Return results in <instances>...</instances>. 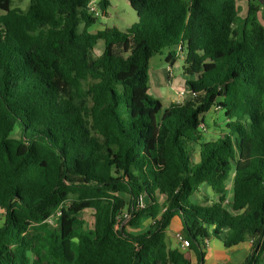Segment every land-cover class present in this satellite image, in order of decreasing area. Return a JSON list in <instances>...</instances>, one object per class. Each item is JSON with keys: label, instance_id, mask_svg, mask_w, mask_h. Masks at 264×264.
I'll list each match as a JSON object with an SVG mask.
<instances>
[{"label": "trees", "instance_id": "1", "mask_svg": "<svg viewBox=\"0 0 264 264\" xmlns=\"http://www.w3.org/2000/svg\"><path fill=\"white\" fill-rule=\"evenodd\" d=\"M91 1L0 0V264H190L167 245L176 216L200 263L223 237L252 241L243 264H264L260 6L248 0L242 18L238 0H128L138 20L126 33L91 34ZM179 47L187 101L164 108L148 95L149 65ZM212 110L223 123L209 140ZM203 184L210 205L192 201Z\"/></svg>", "mask_w": 264, "mask_h": 264}, {"label": "rangeland", "instance_id": "2", "mask_svg": "<svg viewBox=\"0 0 264 264\" xmlns=\"http://www.w3.org/2000/svg\"><path fill=\"white\" fill-rule=\"evenodd\" d=\"M101 9L105 11V16L103 19L98 20L95 24L92 25V27L89 28V33L93 34V32L103 31L106 29L109 30H116L120 33H126L127 30L137 22V14L132 9L130 3L128 0H108L107 7H104V5H101L102 0H95ZM246 1L247 0H240L238 2L239 5V15L241 17H244L246 14ZM30 0H14L13 7L20 8L21 10H26L29 6ZM101 3V4H100ZM84 30V25L80 26V31ZM103 51V43L100 42L99 45L95 49V54L100 55ZM168 50H165L162 54L156 55L153 57L150 61L149 65V91L148 95L150 97H153L156 100H159L162 104V106L165 108L163 102L158 98L157 92L163 91V86H159L161 84H164L166 87L169 86L167 75H171L172 82L174 84H177L178 80H183L184 77L182 75V69L184 66V57L181 56V54H177L176 64L172 66L171 72H168L169 63L166 61V57L168 55ZM184 54H186V51L184 50ZM171 73V74H169ZM166 90V89H165ZM212 116L210 117V114L206 115V123H209L210 120L213 118H216L219 122V126L222 125L223 121V115L222 113L218 115V111L212 112ZM14 137H17V134H15ZM232 181V180H230ZM228 182V189L227 194L231 193L233 191V183ZM227 199V197H226ZM217 200V199H216ZM76 201L74 200H68L60 207H57L54 212L52 213L51 217L48 220V223L53 227H58V220L59 216L61 215V210L65 209L67 210L72 206V203ZM224 204V203H223ZM224 207L228 208L227 205L224 204ZM94 214L95 211L89 209L84 210L80 214V218L86 223L87 227H93L94 223ZM4 219V212L0 209V221H3ZM127 223V222H126ZM149 227V224L144 223L143 227L135 231L137 234L143 233L146 231V229Z\"/></svg>", "mask_w": 264, "mask_h": 264}, {"label": "crops", "instance_id": "3", "mask_svg": "<svg viewBox=\"0 0 264 264\" xmlns=\"http://www.w3.org/2000/svg\"><path fill=\"white\" fill-rule=\"evenodd\" d=\"M239 1L240 0H238V2ZM106 2L108 3V0H106ZM255 3L256 5L260 6V11L257 16L259 22L264 27V5L261 3L260 0H255ZM246 7H247L246 9V13H247L248 0L246 1ZM94 33L96 32H93V34ZM181 56H183L185 59L186 54H184V49ZM176 57L173 58L170 62H167L169 63V67H170L168 69V72H171L172 66L176 64V59H177ZM182 75H183V69H182ZM167 80H168L167 84H169V86L166 87L164 84H161L159 86H163V91L155 93L157 94L158 98H160V100L163 102L165 108H169L172 104L186 103L187 97L180 96V93L182 91H185L186 79L184 78L183 80H178L177 84H174L171 81L172 80L171 75H167ZM212 112H215V110H212L209 113L210 117L212 116L211 115ZM221 113L222 112H218V115ZM220 121L221 120L218 121L216 118H213L212 120L209 121L208 123L210 126L209 136H208L209 140L216 137L217 131L214 129V126L215 124H219ZM230 182L233 183V181ZM227 189H228V185H227ZM216 199L217 198L215 197L213 190L207 184L201 185L199 191L192 197L193 203L200 205H210ZM227 199L230 201V203H232L234 200V184H233V191L229 193V195L227 194ZM144 223L150 225L151 221L146 220ZM133 233L137 234L136 232ZM177 234H182V222L180 218L176 216L170 220L166 228L167 245L170 250H179L181 253H183V255L190 262V264H222V263L243 264L253 250L252 241H246L237 246L227 248L223 243V237H220L219 239L214 238L208 241V244L204 249V260L202 261V263H200L197 255L193 250L182 247V244L176 239Z\"/></svg>", "mask_w": 264, "mask_h": 264}, {"label": "built area", "instance_id": "4", "mask_svg": "<svg viewBox=\"0 0 264 264\" xmlns=\"http://www.w3.org/2000/svg\"><path fill=\"white\" fill-rule=\"evenodd\" d=\"M101 8L102 7H100V5H98V3L95 0H92L89 4L90 12L93 14L94 18H96L97 20L103 19L105 16V11ZM103 8H104V6H103ZM182 52H183V49L181 47H179L178 48V54H182ZM180 96H182V97L186 96L185 91H182L180 93ZM201 129L205 130L203 126L201 127ZM224 204L228 206L230 204V201L228 199H226L224 201ZM137 206L139 209H142L145 207V203H144V200L142 197H140ZM124 218L126 219L124 222V224H125L126 222L129 221L130 217L128 215H125ZM176 239L182 244V247L189 248L190 242L188 240H186L182 234H177ZM222 264H226V263H222Z\"/></svg>", "mask_w": 264, "mask_h": 264}, {"label": "water", "instance_id": "5", "mask_svg": "<svg viewBox=\"0 0 264 264\" xmlns=\"http://www.w3.org/2000/svg\"><path fill=\"white\" fill-rule=\"evenodd\" d=\"M261 1V3L264 5V1H262V0H260Z\"/></svg>", "mask_w": 264, "mask_h": 264}]
</instances>
